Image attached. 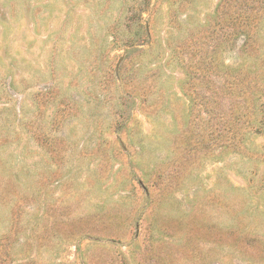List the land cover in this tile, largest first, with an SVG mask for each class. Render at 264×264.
Wrapping results in <instances>:
<instances>
[{
    "label": "rangeland",
    "instance_id": "rangeland-1",
    "mask_svg": "<svg viewBox=\"0 0 264 264\" xmlns=\"http://www.w3.org/2000/svg\"><path fill=\"white\" fill-rule=\"evenodd\" d=\"M0 264H264V0H0Z\"/></svg>",
    "mask_w": 264,
    "mask_h": 264
}]
</instances>
